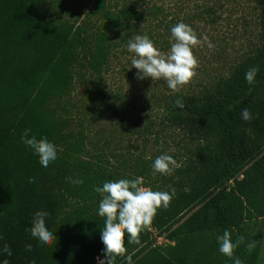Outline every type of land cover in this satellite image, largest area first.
Masks as SVG:
<instances>
[{"label":"trees","instance_id":"obj_1","mask_svg":"<svg viewBox=\"0 0 264 264\" xmlns=\"http://www.w3.org/2000/svg\"><path fill=\"white\" fill-rule=\"evenodd\" d=\"M45 1L0 0V264H98L97 258H104V218L94 187L127 178L108 171L102 158L94 161L84 133L65 131L66 121L52 103L70 89L82 53L89 49L84 63L100 71L144 23V35L153 41V21L166 11L152 0H121L118 9L105 11L101 27L89 32L47 19ZM254 2L261 43L252 53L214 82L160 99L165 109L160 124L181 131L194 148L174 171L172 185L160 190L175 189L169 206L158 209L139 244L128 243L126 234L127 251L116 264H128V255L132 264H234L219 251L216 237L225 230L233 241L245 237L234 257L258 264L264 243V0ZM202 14L198 6L187 10V23ZM253 66L259 71L249 85L245 73ZM245 108L250 121L241 116ZM26 128L30 136H46L56 145L58 158L48 167L21 142ZM30 177L36 183H29ZM37 211L49 214L45 223L56 236L51 245L31 236ZM152 230L167 232L171 244L154 246ZM253 240L258 243L249 253L246 244ZM5 244L11 256L2 252Z\"/></svg>","mask_w":264,"mask_h":264},{"label":"rangeland","instance_id":"obj_2","mask_svg":"<svg viewBox=\"0 0 264 264\" xmlns=\"http://www.w3.org/2000/svg\"><path fill=\"white\" fill-rule=\"evenodd\" d=\"M154 2L166 11L158 21H153V43L160 52L170 51L174 42L171 28L179 22L191 26L198 39L207 35L213 45L193 47L198 67L191 81L173 91L163 78L137 79L138 69L131 63L135 54L127 47L111 55L109 63L95 71L84 63L88 49L81 55L83 64L74 70L70 89L55 99L52 106L58 117L66 121L65 131L84 133L86 149L94 161L102 158L108 171L118 172L121 178L142 177V186L160 191L171 186L176 176L174 172L153 175L155 158L167 153L180 166L184 164L186 151L188 157L194 148L181 131H171L160 124L165 115L160 99L176 92L186 93L194 85H205L219 75L228 74L261 43V28L254 0H188V7L187 0ZM121 4V0H46L42 13L57 23L82 25L89 32H96L105 22V11L118 9ZM197 6L202 16L195 17L194 25L187 23V10ZM180 9L183 13L179 14ZM147 26L148 23L141 26L139 35H144ZM58 101L64 109L57 105ZM75 203L70 200V205ZM167 236V232L152 230L154 246L171 244ZM258 264H264V243Z\"/></svg>","mask_w":264,"mask_h":264},{"label":"clouds","instance_id":"obj_3","mask_svg":"<svg viewBox=\"0 0 264 264\" xmlns=\"http://www.w3.org/2000/svg\"><path fill=\"white\" fill-rule=\"evenodd\" d=\"M171 39L174 42L167 54L160 52L147 35H136L128 41V51L135 54L131 63L132 67L138 69L137 79L151 78L155 81L163 78L171 90L178 91L181 86L188 84L196 74L198 60L192 51L193 47L205 43L209 48L213 47L207 35L198 39L193 28L183 22L172 26ZM258 71L256 66L250 67L246 71L245 79L249 85L256 83ZM176 104L178 107H184L181 101H177ZM241 116L245 121L252 119V114L247 108L242 110ZM30 133L31 129H24L21 142L39 157V163L43 167H48L58 158L56 145L49 142L46 136L37 139L34 135L30 136ZM178 167L177 161L165 153L155 158L152 164L153 175L157 173L171 175ZM29 183H36V178L30 177ZM73 183L83 184V180H75ZM143 183V178L137 177L107 181L102 187H94V191L102 197L98 215L104 218L101 230V240L105 246L102 250L104 258L98 257V264H116V258L124 256L127 251L126 234L128 243L139 244L141 231L151 225L158 209L167 208L176 195L174 188L171 193L153 191L142 186ZM185 191H189V189L185 188ZM48 215L45 211H37L29 229L31 236L36 238L41 245H51L56 239L53 232L46 226L45 217ZM216 239L220 253L233 259L234 264H243L239 257H234V250L245 243L244 236H238L233 241L232 232L225 230ZM257 243L255 240L248 242L246 244L247 251L251 253ZM25 248L28 251L33 250L31 244L25 245ZM2 252L8 256L12 255V250L7 244L4 245ZM126 259L128 264H132L131 255H128ZM3 264H8V261L5 260Z\"/></svg>","mask_w":264,"mask_h":264}]
</instances>
